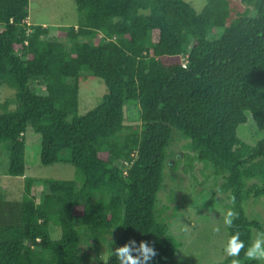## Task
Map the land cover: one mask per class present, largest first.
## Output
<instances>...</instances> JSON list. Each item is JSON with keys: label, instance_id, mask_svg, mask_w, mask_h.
Masks as SVG:
<instances>
[{"label": "trees", "instance_id": "16d2710c", "mask_svg": "<svg viewBox=\"0 0 264 264\" xmlns=\"http://www.w3.org/2000/svg\"><path fill=\"white\" fill-rule=\"evenodd\" d=\"M74 3L77 22L50 37L29 22L30 0H0V85L14 89L0 103V174L24 177L21 200L0 189V264H119L112 252L130 239L154 244L150 264L190 249L172 233L179 206L166 215L158 197L179 138L193 152L185 164L221 177L230 201L212 193L202 206L238 214L225 244L236 231L252 243L264 232L246 210L264 196V138L249 144L239 131L248 115L264 131V0H205L199 12L185 0ZM83 77L102 79L106 93L79 115ZM29 127L40 163H71L75 178L24 176ZM168 198L177 202L175 190ZM233 259L264 262L242 249L220 264Z\"/></svg>", "mask_w": 264, "mask_h": 264}, {"label": "rangeland", "instance_id": "374dc122", "mask_svg": "<svg viewBox=\"0 0 264 264\" xmlns=\"http://www.w3.org/2000/svg\"><path fill=\"white\" fill-rule=\"evenodd\" d=\"M185 1L191 4L197 12L201 11L205 4V0ZM77 20L78 14L74 0H30L29 22L50 26V37L58 35L57 26L71 25L72 23H76ZM13 91L14 89L0 85V103L3 102L6 96H13ZM105 93L106 86L102 79L97 77L81 78L78 114H85L97 106L102 101ZM131 107L128 109L129 117L137 112V110L135 112L136 108H134V105H131ZM239 135L247 143L254 144L256 140L264 138V131L257 128L254 121H252V117L248 115V120L239 131ZM187 143L188 141L185 139L179 138L175 139L170 146L175 156L170 157L168 160L165 168L166 177L163 189H161L158 195L159 205H166L169 208L165 210L166 215L173 214L172 207L174 205L179 206L178 214L173 219L172 233L181 239L182 242L186 241L184 247L190 248L187 251L182 249L168 264H220L227 256L224 252L227 230L223 222L227 211H221L222 217H217L208 207L202 206L201 202L209 198L212 193L218 199L224 198V206L229 205L230 201L225 198V194L217 190L222 182L221 177L214 184L212 182L213 174L211 169L205 167L203 163L193 160L191 166L185 164V154L193 155V152H189V150L183 148V145ZM40 144V134L34 132L29 127L25 134V177L56 179H73L76 177L75 167L71 163L58 162L51 165H42L40 163ZM1 156L0 162L2 165L0 169L3 166L6 167L7 164L6 156L2 154ZM173 158L178 159V162H174ZM174 165L176 169H173ZM0 178L4 181H1L2 183L0 184L4 197L10 201L21 200L24 190V177L5 175L0 176ZM41 189V185L38 184L32 187V191L36 196L39 195ZM172 190H175L177 202L170 201L168 198ZM246 205V210L249 212L251 218L260 220L264 229V196L251 199L249 204L246 202ZM224 209L229 210L228 207ZM206 215L210 216L208 220L206 219ZM213 215L215 222L211 221ZM216 223L222 227L224 226L223 229ZM186 230H188L187 233L189 231L190 233L186 234ZM258 233L254 229V240Z\"/></svg>", "mask_w": 264, "mask_h": 264}, {"label": "clouds", "instance_id": "9594fccd", "mask_svg": "<svg viewBox=\"0 0 264 264\" xmlns=\"http://www.w3.org/2000/svg\"><path fill=\"white\" fill-rule=\"evenodd\" d=\"M236 218H238V214L229 209L225 213L223 222L228 228H232ZM240 236L239 231L230 234L224 248L226 255L238 258L241 250L245 249V255L249 260L264 261V232L258 233L256 239L247 246ZM112 255H115L119 264H150L156 257L157 250L154 244H150L148 241L141 240L137 243L135 239H130L123 246L117 247ZM232 264H239V260L233 259Z\"/></svg>", "mask_w": 264, "mask_h": 264}, {"label": "crops", "instance_id": "0c3cea01", "mask_svg": "<svg viewBox=\"0 0 264 264\" xmlns=\"http://www.w3.org/2000/svg\"><path fill=\"white\" fill-rule=\"evenodd\" d=\"M0 176H4L3 174H0ZM4 182L1 178H0V184L2 183V182ZM1 186V185H0ZM6 186V185H5Z\"/></svg>", "mask_w": 264, "mask_h": 264}, {"label": "built area", "instance_id": "2783aa9c", "mask_svg": "<svg viewBox=\"0 0 264 264\" xmlns=\"http://www.w3.org/2000/svg\"><path fill=\"white\" fill-rule=\"evenodd\" d=\"M124 163H127V162H124Z\"/></svg>", "mask_w": 264, "mask_h": 264}]
</instances>
